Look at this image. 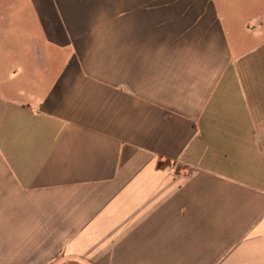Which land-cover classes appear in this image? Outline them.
<instances>
[{
    "label": "crops",
    "instance_id": "1",
    "mask_svg": "<svg viewBox=\"0 0 264 264\" xmlns=\"http://www.w3.org/2000/svg\"><path fill=\"white\" fill-rule=\"evenodd\" d=\"M8 12L0 264H264V0Z\"/></svg>",
    "mask_w": 264,
    "mask_h": 264
},
{
    "label": "rangeland",
    "instance_id": "2",
    "mask_svg": "<svg viewBox=\"0 0 264 264\" xmlns=\"http://www.w3.org/2000/svg\"><path fill=\"white\" fill-rule=\"evenodd\" d=\"M8 3H9V0H0V17H1V20H2V24L1 25H7L3 22H5V20H7V17L9 16L8 15ZM17 25V24H15ZM19 25V24H18ZM20 25H36L34 19L30 20L29 22L27 21V24L24 23H21Z\"/></svg>",
    "mask_w": 264,
    "mask_h": 264
}]
</instances>
